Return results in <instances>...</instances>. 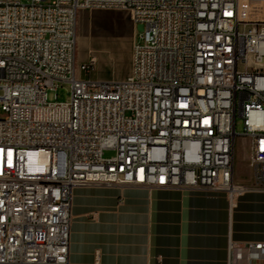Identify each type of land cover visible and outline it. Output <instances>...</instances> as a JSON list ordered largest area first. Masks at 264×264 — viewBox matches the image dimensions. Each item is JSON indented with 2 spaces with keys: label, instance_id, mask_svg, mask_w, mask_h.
I'll return each mask as SVG.
<instances>
[{
  "label": "built area",
  "instance_id": "built-area-1",
  "mask_svg": "<svg viewBox=\"0 0 264 264\" xmlns=\"http://www.w3.org/2000/svg\"><path fill=\"white\" fill-rule=\"evenodd\" d=\"M111 10L141 29L130 77L83 78L79 15ZM94 186L264 191V0H0V264H71L73 194Z\"/></svg>",
  "mask_w": 264,
  "mask_h": 264
},
{
  "label": "crops",
  "instance_id": "crops-1",
  "mask_svg": "<svg viewBox=\"0 0 264 264\" xmlns=\"http://www.w3.org/2000/svg\"><path fill=\"white\" fill-rule=\"evenodd\" d=\"M239 184L251 185L254 173ZM71 264H264V191L94 186L73 194Z\"/></svg>",
  "mask_w": 264,
  "mask_h": 264
},
{
  "label": "rangeland",
  "instance_id": "rangeland-1",
  "mask_svg": "<svg viewBox=\"0 0 264 264\" xmlns=\"http://www.w3.org/2000/svg\"><path fill=\"white\" fill-rule=\"evenodd\" d=\"M25 4H28L24 1ZM140 27H136L129 11L111 10L81 12L77 21V66L95 60L91 78L100 81H123L131 74L132 48L140 34ZM57 97V99H56ZM66 103L70 101V86L65 85L56 92H49V102ZM241 135L242 126L237 127ZM250 146L248 137L238 136L234 149V182L238 186L254 187L239 184L237 180L251 177L254 170L250 166ZM114 152L105 153L111 158Z\"/></svg>",
  "mask_w": 264,
  "mask_h": 264
}]
</instances>
